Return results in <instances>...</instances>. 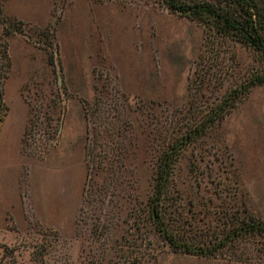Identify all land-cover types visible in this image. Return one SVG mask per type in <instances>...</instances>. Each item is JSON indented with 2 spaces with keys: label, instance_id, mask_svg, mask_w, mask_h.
Wrapping results in <instances>:
<instances>
[{
  "label": "rangeland",
  "instance_id": "374dc122",
  "mask_svg": "<svg viewBox=\"0 0 264 264\" xmlns=\"http://www.w3.org/2000/svg\"><path fill=\"white\" fill-rule=\"evenodd\" d=\"M9 18L23 34H2ZM0 23L11 60L0 65V264H264L248 241L216 258L173 253L150 220L160 159L178 142L166 202L178 225L217 231L221 211L244 208L264 220V85L186 139L193 88L215 75L199 60L200 21L164 0H0ZM220 55L230 73L220 90L204 83L203 107L264 72L241 44Z\"/></svg>",
  "mask_w": 264,
  "mask_h": 264
},
{
  "label": "trees",
  "instance_id": "16d2710c",
  "mask_svg": "<svg viewBox=\"0 0 264 264\" xmlns=\"http://www.w3.org/2000/svg\"><path fill=\"white\" fill-rule=\"evenodd\" d=\"M164 3L171 12L193 18L204 25L206 35L203 53L199 55V60L213 64L215 72L214 76H205L201 86L193 88V105L189 110L197 108L195 113L199 117L193 119L192 127L186 135L187 141L191 142L224 121L254 87L264 85V72L263 74L254 73L245 83L229 90L222 98H217V102H212L211 106L199 105L201 96H203L204 83L209 82L207 85L209 89L214 80L213 88L220 90L225 85V76L230 73L228 64L222 60L220 55L222 45L241 44L264 59V0H164ZM9 20L8 25L6 22L0 23L4 25L2 34L5 37L24 33V22L16 18H9ZM54 41L55 37H52L49 47H53ZM47 56L48 63L51 66L55 65V57L50 53ZM2 59L6 60L8 67H11L8 47L4 46L3 52L0 49V65ZM230 60L234 63L236 56L233 55ZM2 98L0 81V104ZM82 102L86 111V120L89 121L92 110L87 109L85 101ZM178 143L170 146L169 151L162 155L156 174L155 188L150 200V220L156 231L176 254L216 258L225 249L229 251L240 242L248 241L256 244L258 252L261 253L260 256L264 258V220L250 213L247 208L221 211V222H219L217 231L203 232L200 228L195 229L194 224H191L197 232L191 235L183 225H178L180 224L178 217L173 216L174 212L170 211L171 206L166 203L168 191L174 182V171L180 159V151L185 145V142H180L181 149H178ZM96 145L97 142L93 146L88 143L87 148L90 151V147L94 149ZM200 231L202 232L199 236ZM240 260L243 261V259Z\"/></svg>",
  "mask_w": 264,
  "mask_h": 264
}]
</instances>
